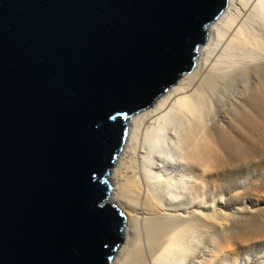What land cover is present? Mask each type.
I'll return each instance as SVG.
<instances>
[{
	"label": "water",
	"instance_id": "obj_1",
	"mask_svg": "<svg viewBox=\"0 0 264 264\" xmlns=\"http://www.w3.org/2000/svg\"><path fill=\"white\" fill-rule=\"evenodd\" d=\"M228 0H0V264H109L128 119L190 72Z\"/></svg>",
	"mask_w": 264,
	"mask_h": 264
},
{
	"label": "bare ground",
	"instance_id": "obj_2",
	"mask_svg": "<svg viewBox=\"0 0 264 264\" xmlns=\"http://www.w3.org/2000/svg\"><path fill=\"white\" fill-rule=\"evenodd\" d=\"M263 89L264 0H228L193 69L128 119L108 175L107 201L125 217L109 264H218L226 248L214 251L212 240L227 229L226 213L197 199L212 152L205 123L226 116L227 103L233 115L257 116Z\"/></svg>",
	"mask_w": 264,
	"mask_h": 264
},
{
	"label": "rangeland",
	"instance_id": "obj_3",
	"mask_svg": "<svg viewBox=\"0 0 264 264\" xmlns=\"http://www.w3.org/2000/svg\"><path fill=\"white\" fill-rule=\"evenodd\" d=\"M262 94L260 101L253 102L257 116L243 111L233 115L227 103L226 116L205 123L212 152L209 174L199 180L197 199L217 202L226 213L227 229L212 240L214 251L226 248L218 264H264V89Z\"/></svg>",
	"mask_w": 264,
	"mask_h": 264
}]
</instances>
